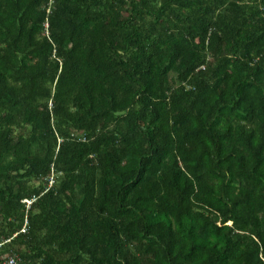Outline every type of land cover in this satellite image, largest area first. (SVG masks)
<instances>
[{
    "label": "trees",
    "instance_id": "trees-1",
    "mask_svg": "<svg viewBox=\"0 0 264 264\" xmlns=\"http://www.w3.org/2000/svg\"><path fill=\"white\" fill-rule=\"evenodd\" d=\"M10 256L264 264V0H0Z\"/></svg>",
    "mask_w": 264,
    "mask_h": 264
},
{
    "label": "built area",
    "instance_id": "built-area-1",
    "mask_svg": "<svg viewBox=\"0 0 264 264\" xmlns=\"http://www.w3.org/2000/svg\"><path fill=\"white\" fill-rule=\"evenodd\" d=\"M26 202L28 203V205L32 203V201L29 200H27ZM27 229H28V222L26 221L21 229V232H27ZM0 264H21V262L19 259L15 258L14 256H10Z\"/></svg>",
    "mask_w": 264,
    "mask_h": 264
}]
</instances>
